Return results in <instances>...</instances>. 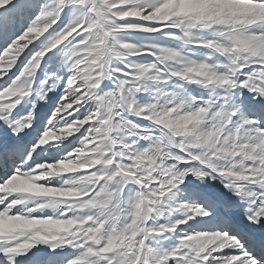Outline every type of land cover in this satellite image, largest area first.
<instances>
[{
  "label": "snow or ice",
  "instance_id": "snow-or-ice-1",
  "mask_svg": "<svg viewBox=\"0 0 264 264\" xmlns=\"http://www.w3.org/2000/svg\"><path fill=\"white\" fill-rule=\"evenodd\" d=\"M0 264H264V0H0Z\"/></svg>",
  "mask_w": 264,
  "mask_h": 264
},
{
  "label": "rangeland",
  "instance_id": "rangeland-1",
  "mask_svg": "<svg viewBox=\"0 0 264 264\" xmlns=\"http://www.w3.org/2000/svg\"><path fill=\"white\" fill-rule=\"evenodd\" d=\"M30 95H34L33 93H30ZM27 115V112H21V116H26ZM75 135V134H73ZM65 139H67V137H65ZM57 144H60L61 142H55ZM47 211H53L52 209H48ZM66 251H71L70 249L66 250Z\"/></svg>",
  "mask_w": 264,
  "mask_h": 264
}]
</instances>
